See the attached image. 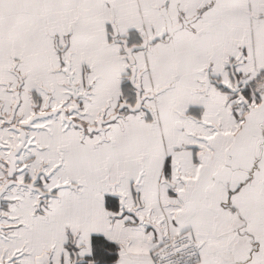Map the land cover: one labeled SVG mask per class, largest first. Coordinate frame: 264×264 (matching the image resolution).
Masks as SVG:
<instances>
[{"label": "snow or ice", "instance_id": "obj_1", "mask_svg": "<svg viewBox=\"0 0 264 264\" xmlns=\"http://www.w3.org/2000/svg\"><path fill=\"white\" fill-rule=\"evenodd\" d=\"M0 264H264V0H0Z\"/></svg>", "mask_w": 264, "mask_h": 264}]
</instances>
